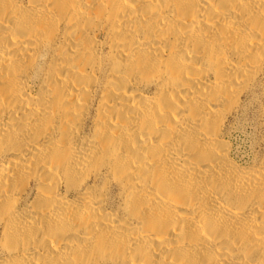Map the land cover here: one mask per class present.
Returning <instances> with one entry per match:
<instances>
[{"label": "bare ground", "instance_id": "obj_1", "mask_svg": "<svg viewBox=\"0 0 264 264\" xmlns=\"http://www.w3.org/2000/svg\"><path fill=\"white\" fill-rule=\"evenodd\" d=\"M0 264H264V0H0Z\"/></svg>", "mask_w": 264, "mask_h": 264}, {"label": "rangeland", "instance_id": "obj_2", "mask_svg": "<svg viewBox=\"0 0 264 264\" xmlns=\"http://www.w3.org/2000/svg\"><path fill=\"white\" fill-rule=\"evenodd\" d=\"M253 110L246 117L239 116L233 121V133L231 144L234 147L235 154L244 160H251L259 149V134L255 126Z\"/></svg>", "mask_w": 264, "mask_h": 264}]
</instances>
